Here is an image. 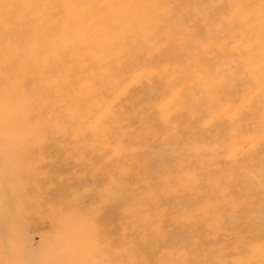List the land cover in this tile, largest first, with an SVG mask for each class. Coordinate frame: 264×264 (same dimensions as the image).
<instances>
[{"label": "rangeland", "instance_id": "rangeland-1", "mask_svg": "<svg viewBox=\"0 0 264 264\" xmlns=\"http://www.w3.org/2000/svg\"><path fill=\"white\" fill-rule=\"evenodd\" d=\"M0 264H264V0H0Z\"/></svg>", "mask_w": 264, "mask_h": 264}]
</instances>
